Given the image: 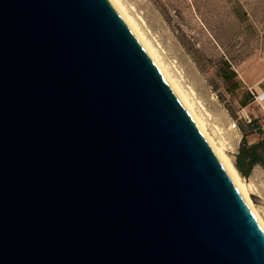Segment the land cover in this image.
Wrapping results in <instances>:
<instances>
[{"label": "water", "instance_id": "water-1", "mask_svg": "<svg viewBox=\"0 0 264 264\" xmlns=\"http://www.w3.org/2000/svg\"><path fill=\"white\" fill-rule=\"evenodd\" d=\"M0 264H264V233L109 0H0Z\"/></svg>", "mask_w": 264, "mask_h": 264}, {"label": "rangeland", "instance_id": "rangeland-1", "mask_svg": "<svg viewBox=\"0 0 264 264\" xmlns=\"http://www.w3.org/2000/svg\"><path fill=\"white\" fill-rule=\"evenodd\" d=\"M126 1L208 122L220 127L234 164L243 133L248 144L264 137L258 133L264 132V0ZM231 71L235 76L225 81ZM244 178L264 220L263 166Z\"/></svg>", "mask_w": 264, "mask_h": 264}, {"label": "bare ground", "instance_id": "bare-ground-1", "mask_svg": "<svg viewBox=\"0 0 264 264\" xmlns=\"http://www.w3.org/2000/svg\"><path fill=\"white\" fill-rule=\"evenodd\" d=\"M109 1L114 6L119 15L122 17V19L125 21V23L128 25V27L136 36V38L139 40L144 49L147 51V53L149 54V56L151 57L163 77L166 79V81L168 82V84L170 85V87L172 88V90L188 112L189 116L201 132L202 136L205 138L210 148L213 150L222 167L231 179L233 185L241 195L245 204L249 208L250 212L252 213L262 232L264 233V220L258 210L259 208L255 206L251 197L253 191V185L251 183V180L250 182H248L239 173L238 169L235 167L230 157L226 154V142H224L225 139L223 140L222 135V137L220 136V134L217 135V131L220 127L217 128L216 126H214V124L211 125L208 122L207 117L205 116L206 111L203 108L204 106H202L200 102L196 101L197 99H194L193 96L195 95H193L194 93L191 90L192 88H186L184 86L185 84L183 85V83L181 82V77L179 78L178 75H175L177 74L176 72H174L176 69L172 65L175 69L173 71V68L171 66V64L173 63L170 64L165 61L166 58L164 59V55L162 56V52L160 53L159 49L156 47V44L153 43L154 41L147 33V30L145 29L146 26L145 28L143 27L145 23L142 18L137 17L139 14L135 16L133 14L134 12H131V7H129V5L131 4L125 3L126 0Z\"/></svg>", "mask_w": 264, "mask_h": 264}, {"label": "trees", "instance_id": "trees-1", "mask_svg": "<svg viewBox=\"0 0 264 264\" xmlns=\"http://www.w3.org/2000/svg\"><path fill=\"white\" fill-rule=\"evenodd\" d=\"M234 76V72L231 71L223 78L225 81H230ZM258 133L263 134L264 132L259 130ZM257 164L264 168V137L255 143L248 144L246 134L243 133L235 155L234 165L242 176L248 177Z\"/></svg>", "mask_w": 264, "mask_h": 264}, {"label": "crops", "instance_id": "crops-1", "mask_svg": "<svg viewBox=\"0 0 264 264\" xmlns=\"http://www.w3.org/2000/svg\"><path fill=\"white\" fill-rule=\"evenodd\" d=\"M254 168V167H253Z\"/></svg>", "mask_w": 264, "mask_h": 264}]
</instances>
